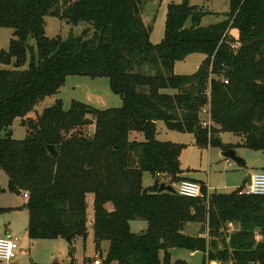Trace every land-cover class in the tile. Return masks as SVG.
<instances>
[{
    "label": "trees",
    "instance_id": "trees-1",
    "mask_svg": "<svg viewBox=\"0 0 264 264\" xmlns=\"http://www.w3.org/2000/svg\"><path fill=\"white\" fill-rule=\"evenodd\" d=\"M147 2L0 0V28L13 29L9 48H0L7 66L0 68V175L7 174L10 191L29 196L31 240L75 234L73 246L88 233L93 194L98 256L92 263L100 257L101 264H171L170 250L182 248L203 253L202 264H264V196L240 194L245 186L204 198L160 191L158 173L171 185L196 179L182 167L186 145L157 138L163 121L170 130L193 133L200 148L264 151V0H230L226 17L208 26L202 25L207 12L190 0L170 3L157 44L142 17ZM47 16L84 27L67 38L49 37ZM195 53L205 55L197 70L177 74L176 62ZM75 75L109 78L123 105L99 110L74 100L65 109L59 99L39 113ZM207 105L211 129L201 123ZM16 118L27 129L23 139L13 137ZM222 132L240 141L224 143ZM47 145L55 146L57 158ZM147 171L155 178L149 187L143 185ZM7 210L0 206V214ZM132 220L146 221L147 229L133 232ZM189 223L205 225L214 238L186 234ZM230 223L239 230L229 232Z\"/></svg>",
    "mask_w": 264,
    "mask_h": 264
},
{
    "label": "rangeland",
    "instance_id": "rangeland-1",
    "mask_svg": "<svg viewBox=\"0 0 264 264\" xmlns=\"http://www.w3.org/2000/svg\"><path fill=\"white\" fill-rule=\"evenodd\" d=\"M183 1L148 0L142 17L147 25L152 26L150 39L153 43H160L165 36L169 4H180ZM190 4L196 5L207 12L202 19L203 26L223 20L230 10V0H190ZM83 27L84 24L76 26L68 24L66 20L57 17H46V35L49 37L61 36L67 38L71 33L80 34ZM11 38H13V29L0 28V48L8 49ZM29 42L35 45L32 37ZM204 58L205 55L201 53L191 54L185 60L176 62L175 72L177 74H192ZM0 68H7V66L0 62ZM59 99L63 100L65 109H69L74 100L88 103L99 110L123 105L122 96L111 89L107 77L69 76L59 93L47 98L37 107V110L42 113L44 108L53 105ZM89 130L91 136H94L96 133L94 121L88 127L87 131L89 132ZM157 130L159 140H169L186 145L181 154L182 167L191 177L205 182L213 192H232L242 186L251 172L264 168V152L262 151L242 147L234 148L237 155L243 157L247 162V167L240 168L232 159L223 157V150L220 147L200 148L196 145L193 133L170 130L163 121H158ZM12 132L14 138L23 139L26 137L27 129L22 125L21 118L14 120ZM217 136L224 143H237L240 141L238 136L230 132L218 133ZM134 137L138 140L145 139L142 133H133L132 138ZM159 178L162 182L168 184L169 180L167 178L164 176ZM0 181L5 189L0 192V206L9 208V210L0 214V237L7 236L6 234L9 233L21 238L16 258L10 263L0 262V264H92L90 261L98 256L93 227V194H89L87 198L88 233L86 236L79 235L75 237L73 246H71L64 238L31 240L27 234L29 213L24 207L27 198L24 197V193L19 194L9 190L8 176L5 172H1ZM154 183V176L148 171L144 172L143 185L149 187ZM173 187L177 189V184L174 183ZM109 206L112 207L111 204ZM131 228L133 232H142L147 229V222L132 220ZM207 230L205 225H192L188 226L186 232L192 235H198L200 232L206 233V237L209 239L214 238ZM107 247L108 242H104L103 251ZM170 255L171 264H177L179 261L187 264H202L204 261L203 253H193L182 248L171 249ZM206 264H208V261Z\"/></svg>",
    "mask_w": 264,
    "mask_h": 264
},
{
    "label": "built area",
    "instance_id": "built-area-1",
    "mask_svg": "<svg viewBox=\"0 0 264 264\" xmlns=\"http://www.w3.org/2000/svg\"><path fill=\"white\" fill-rule=\"evenodd\" d=\"M224 82L228 83L227 80H224ZM200 117L202 126L211 129L213 126V121L211 118L209 105L202 108ZM158 176L162 177L164 175L158 173ZM164 177L166 178V176ZM176 190L180 195L191 198H204L205 196H209V194L213 192L212 190H210V188L207 187V193L205 194L200 182L186 179L177 183ZM240 194L264 196V170L255 171L250 177V182L240 191ZM23 195L25 198H29L27 193H24ZM20 240L21 238L17 235H7L0 237V262L10 263L16 258L17 251L20 248ZM92 264H101L100 258L93 261ZM208 264L224 263L218 260H209Z\"/></svg>",
    "mask_w": 264,
    "mask_h": 264
},
{
    "label": "water",
    "instance_id": "water-1",
    "mask_svg": "<svg viewBox=\"0 0 264 264\" xmlns=\"http://www.w3.org/2000/svg\"><path fill=\"white\" fill-rule=\"evenodd\" d=\"M47 150L49 151V153H50L54 158H57V157H58V152H57L55 146H53V145H47ZM222 155H223V157H225V158H230V159H232V160L236 163V165H238V167H240V168H244V167L247 166V162H246V160H245L243 157L237 155V153H236V151H235L234 148H231V149H228V150H224V151L222 152ZM159 190H160V191H169V192H175V191H177V190L173 187V185H171V184H167V183H165V182H163V183L160 184ZM74 236H75V234H71V235H69L68 237H66L65 239H66L69 243H72V239L74 238Z\"/></svg>",
    "mask_w": 264,
    "mask_h": 264
},
{
    "label": "crops",
    "instance_id": "crops-1",
    "mask_svg": "<svg viewBox=\"0 0 264 264\" xmlns=\"http://www.w3.org/2000/svg\"><path fill=\"white\" fill-rule=\"evenodd\" d=\"M89 134H90V130H89ZM91 135V134H90ZM243 148V147H242ZM262 152H264V151H262ZM228 163L229 164H231V162L230 161H228ZM247 167V166H246ZM184 169V168H183ZM260 170H264V168H261ZM260 170H258V171H260ZM255 172V171H254ZM254 172H251L250 174H249V176H248V179L242 184V186H246V185H248V183L250 182V177H251V175L254 173ZM185 175L186 176H189V177H191L187 172H185ZM191 178H193V177H191ZM194 179H196V178H194ZM196 181H198V182H200V183H203V184H206L205 182H203V181H201V180H199V179H196ZM207 185V184H206ZM242 186H240V187H242ZM207 187L208 188H210V190H211V187H209L208 185H207ZM239 188V187H238ZM238 188H236V189H238ZM235 189V190H236ZM234 191V190H233ZM28 200V199H27ZM2 207V206H1ZM192 225H200V226H202L200 223H189V224H187L186 225V227H185V233L186 234H190V233H188V232H186V229L188 228V226H192ZM239 228H240V226L238 225V224H235V223H230V224H228V231L229 232H233V231H238L239 230ZM132 229V228H131ZM208 231V230H207ZM199 235H202V236H206L207 234L205 233V234H203V233H198ZM6 235H12V234H6ZM190 235H192V234H190ZM257 239L258 240H261L262 239V236L261 235H259L258 234V236H257ZM193 253H195V252H193Z\"/></svg>",
    "mask_w": 264,
    "mask_h": 264
}]
</instances>
